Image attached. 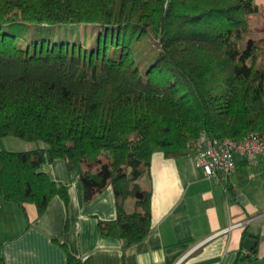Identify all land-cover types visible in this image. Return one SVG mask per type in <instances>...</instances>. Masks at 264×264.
I'll return each mask as SVG.
<instances>
[{
	"label": "trees",
	"instance_id": "trees-1",
	"mask_svg": "<svg viewBox=\"0 0 264 264\" xmlns=\"http://www.w3.org/2000/svg\"><path fill=\"white\" fill-rule=\"evenodd\" d=\"M259 11L255 0H0V139L45 143L0 148V202L32 203L37 216L54 196L66 204L68 185L40 169L61 158L85 202L112 188L115 215L97 220L100 233L123 248L142 240L151 190L140 181L154 151L180 155L202 131H264V47L241 45ZM76 23L92 25L88 45L52 28ZM146 38L154 54L140 68L134 47ZM250 236L244 228L241 241ZM60 245L67 264H81ZM255 248L240 247L234 264L255 259Z\"/></svg>",
	"mask_w": 264,
	"mask_h": 264
},
{
	"label": "crops",
	"instance_id": "crops-1",
	"mask_svg": "<svg viewBox=\"0 0 264 264\" xmlns=\"http://www.w3.org/2000/svg\"><path fill=\"white\" fill-rule=\"evenodd\" d=\"M29 146L24 149L36 147ZM193 155L192 146L172 157L159 150L151 154L140 181L151 190V228L126 248L124 240L101 234L97 225L115 215L112 188L85 202L80 177L68 173L63 159L42 164V171L68 185V200L52 197L39 216L32 203L0 202L2 264H67L61 242L81 264H234L240 247L249 252L241 241L244 228L257 236L249 237L256 258L242 264H264V155L236 156L225 184L204 176ZM96 165L82 161L84 168ZM125 206L131 210L133 199ZM237 221L242 224L229 228Z\"/></svg>",
	"mask_w": 264,
	"mask_h": 264
},
{
	"label": "built area",
	"instance_id": "built-area-1",
	"mask_svg": "<svg viewBox=\"0 0 264 264\" xmlns=\"http://www.w3.org/2000/svg\"><path fill=\"white\" fill-rule=\"evenodd\" d=\"M192 148L194 166L214 182L225 184L236 166V156L252 160L257 155H264V131L251 130L239 138H216L202 131L193 141ZM241 224L242 221H237L229 228Z\"/></svg>",
	"mask_w": 264,
	"mask_h": 264
},
{
	"label": "rangeland",
	"instance_id": "rangeland-1",
	"mask_svg": "<svg viewBox=\"0 0 264 264\" xmlns=\"http://www.w3.org/2000/svg\"><path fill=\"white\" fill-rule=\"evenodd\" d=\"M255 1L257 2V0ZM29 26L31 29L35 27L34 24H30ZM87 27H92V25ZM87 27L81 23L52 26L56 32L59 31V33H61L63 38H67L69 40H80L84 45H88V40H93L94 37V32H89ZM27 36H30V31ZM241 38L242 47L248 42H258L264 47V18L260 11L249 17V27L241 34ZM154 48L155 42L150 38H146L142 42L135 43L134 56L136 63L140 66V68H143L151 60V57H153L154 54ZM259 58L260 61L264 60L263 52L260 53ZM31 144L32 146L45 145L43 141H30L13 135L2 137L0 141L1 147L9 150H23L26 147H30L29 145ZM101 161L105 162V159L102 158Z\"/></svg>",
	"mask_w": 264,
	"mask_h": 264
},
{
	"label": "water",
	"instance_id": "water-1",
	"mask_svg": "<svg viewBox=\"0 0 264 264\" xmlns=\"http://www.w3.org/2000/svg\"><path fill=\"white\" fill-rule=\"evenodd\" d=\"M253 244H254L253 240H252L251 238H249V237H246V238L243 240V247H244L245 249H247V250L252 249Z\"/></svg>",
	"mask_w": 264,
	"mask_h": 264
}]
</instances>
